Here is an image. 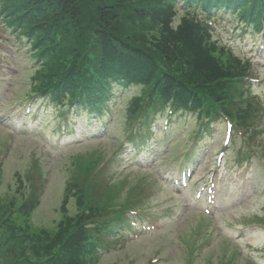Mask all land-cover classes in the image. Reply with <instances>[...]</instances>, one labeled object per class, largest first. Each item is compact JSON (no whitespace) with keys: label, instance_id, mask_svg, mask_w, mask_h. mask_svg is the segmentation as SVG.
Wrapping results in <instances>:
<instances>
[{"label":"rangeland","instance_id":"rangeland-1","mask_svg":"<svg viewBox=\"0 0 264 264\" xmlns=\"http://www.w3.org/2000/svg\"><path fill=\"white\" fill-rule=\"evenodd\" d=\"M209 17L214 38L253 64L246 86L259 108L257 131L165 111L131 141L126 109L144 85H116L100 114L33 94L32 47L0 12V193L12 195L16 173L37 166L46 185L31 224L52 228L77 163L100 156L105 180L124 185L122 199L141 192L133 228L100 264H264V32L224 8ZM4 242L0 232V263Z\"/></svg>","mask_w":264,"mask_h":264},{"label":"trees","instance_id":"trees-1","mask_svg":"<svg viewBox=\"0 0 264 264\" xmlns=\"http://www.w3.org/2000/svg\"><path fill=\"white\" fill-rule=\"evenodd\" d=\"M0 5L7 24L32 47L38 63L31 77L35 95L100 114L116 85H144L126 109L131 141L165 111L196 113L201 126L224 117L232 129H258L259 108L246 86L253 64L214 38L209 14L224 8L227 16L264 32V0H0ZM105 174L102 157L79 161L64 188L60 219L47 228L31 224L46 185L43 173L35 165L17 172L15 192L0 193L5 236L0 264H100L121 231L133 228L130 214L141 200L140 189L122 199L124 185L107 182ZM2 183L0 167V189Z\"/></svg>","mask_w":264,"mask_h":264}]
</instances>
